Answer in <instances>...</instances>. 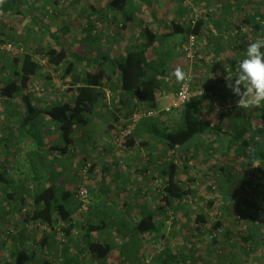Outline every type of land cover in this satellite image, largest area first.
<instances>
[{
    "label": "crops",
    "instance_id": "obj_1",
    "mask_svg": "<svg viewBox=\"0 0 264 264\" xmlns=\"http://www.w3.org/2000/svg\"><path fill=\"white\" fill-rule=\"evenodd\" d=\"M60 4L64 6L57 9ZM193 8L201 10L195 59L182 52L187 35L172 66L196 74L195 90L214 92L232 104L238 97L226 86L227 72L232 75L248 44L264 36V0H0V38L21 44L23 54L40 64L38 73L21 88L23 55L0 54V171L8 179L0 183V264H12L20 251L35 253L30 264H53L58 256L63 264H143L150 255L151 264L262 263L264 217L256 215L252 223L248 212H257L264 188L253 192L252 204L242 197L244 187L250 185L253 162L264 173V133L251 129L246 134L252 140L249 147L232 143L230 134L237 123L262 126L264 107L217 113L206 93L198 97L213 114L215 126L222 120L221 129L208 130L181 149L170 150L163 134L184 125L181 107L141 121L131 137L134 145H128L130 139L123 145L117 141L136 107L150 109L135 93L122 90L118 62L131 51L146 49L145 30H151L157 38L147 53L153 63L148 75L157 78L155 109L171 106L183 76L160 75L156 69H164L161 49L177 33V25L186 28L181 20ZM51 48L68 52V61L50 67L46 53ZM89 75L100 81L91 87L99 96L80 106L71 143L46 114L25 122L30 106L43 111L65 104L74 107ZM13 82L21 90L3 96V89ZM181 151L185 155L180 156ZM87 163L92 167L85 174ZM172 163L178 184L193 202L189 206L164 201L163 173ZM85 181L90 210L84 221L75 223L65 243H59L51 229L42 235L25 229L26 219L38 208L36 196L44 188H53L57 204L77 214L73 199ZM223 205L228 210L218 222L223 235L213 243L211 211H221ZM237 211L249 217L251 254L241 251L234 224H239L234 218ZM147 217L156 226L140 231L138 225ZM171 222L172 228L166 226ZM255 234H262L258 242L251 240ZM159 237L165 247L157 254ZM89 242L107 248V256L102 257V251L92 255Z\"/></svg>",
    "mask_w": 264,
    "mask_h": 264
},
{
    "label": "trees",
    "instance_id": "obj_2",
    "mask_svg": "<svg viewBox=\"0 0 264 264\" xmlns=\"http://www.w3.org/2000/svg\"><path fill=\"white\" fill-rule=\"evenodd\" d=\"M201 22L197 24L195 28L191 27H180L177 25V33H185L186 35L199 34ZM145 36L147 39L146 49L140 51H131L127 54L126 58L122 61H119L117 64L118 71L121 77V88L124 92L135 93L139 102L146 104L150 109H155L157 107V96L156 92L158 89L157 78L149 77V73L153 68V63L148 58L147 53L150 48L154 46L157 41L156 35L152 33L151 30H145ZM22 64H21V88L26 87L28 82L32 77H34L40 70V64L34 62L31 58V55L22 54ZM69 53L64 49L51 48L46 53L47 64L50 67H56L60 64H65L69 59ZM180 70L181 76H185L189 73L188 68L182 70V68L172 67L168 70H157V73L160 75L168 77H177L176 71ZM91 75L87 76L83 80V86L79 89V94L76 99V104L74 107L69 104L63 106H55L51 110H40L34 109L30 105L29 112L31 113L28 117L25 118V122H28L30 119L40 115L46 114L48 117L52 118L56 123L59 124L62 136L67 143L72 142L73 126L74 119L80 111L81 105L91 104L92 101L98 97V93L92 90V86H99L100 81ZM20 87L16 85L15 82L7 85L3 91L2 95L7 97H12L15 93L20 91ZM204 105L201 99L198 97L193 98L188 102L182 110L184 112V126L176 131H168L163 134V139L166 142V145L170 150L176 151L182 147L188 145L192 142L197 136L204 134L208 130H219L221 129V122L218 126L213 124L214 118L213 114L210 111L205 110ZM262 113V112H261ZM262 126L256 128L253 127L252 122L248 124V127L243 124L237 123L235 126V132L231 133V141L234 144H244L246 147L252 144L251 138H246V134L254 129L255 134L264 133V113L260 119ZM252 125V126H251ZM233 128V126H232ZM128 145H134L133 139L129 138ZM237 142V143H235ZM186 152L181 151L180 156L185 155ZM264 156V155H263ZM176 165L174 163L168 165L167 169L164 171L163 175L166 176V198L165 203L171 204L173 200L181 202L184 197H186L189 192L184 190L176 180ZM262 174L263 171H261ZM7 176L4 172L0 171V183L7 182ZM38 208L34 213L30 215L26 222L28 224H33L36 221H41L45 225L49 226L50 229L54 232V226L57 222H62L64 224V233L66 235V241L68 240V235H71L72 229L80 219H82L79 214L72 213L66 206L57 204L56 193L53 188H44L36 196L35 199ZM42 204V206H40ZM205 221V218H201ZM207 224V223H205ZM156 224L153 222V218L147 217L144 218L138 225L140 231H151L155 228ZM219 227L218 223L214 224L213 230H217ZM262 229H264V222L260 224ZM212 231H210L211 234ZM9 235V234H8ZM260 235H254L251 240L258 242L260 240ZM218 238H214L212 241L218 242ZM65 241V242H66ZM256 246V245H255ZM88 251L96 257L99 251H102L100 254L102 257H106L108 254L107 248H102L99 244L94 242H89L87 245ZM253 250V247H251ZM35 253H28L25 251L17 252L14 256V262L12 264H30L34 259Z\"/></svg>",
    "mask_w": 264,
    "mask_h": 264
},
{
    "label": "built area",
    "instance_id": "obj_3",
    "mask_svg": "<svg viewBox=\"0 0 264 264\" xmlns=\"http://www.w3.org/2000/svg\"><path fill=\"white\" fill-rule=\"evenodd\" d=\"M201 18V10L200 8H193L191 13L188 16H184L181 20V23L186 27L195 28L199 23ZM196 45H197V35L190 34L188 36V41L183 44L182 50L184 51L186 57L191 61L195 59L196 53ZM23 54L24 47L21 44H16L11 41H4L0 38V54ZM196 83V74L194 72H190L187 75L183 76L178 89L175 94L174 103L165 108L164 110L158 109H143L141 107H136L133 110L129 122L126 127L120 131V134L117 138V141L120 145H123L127 139L131 138L134 135L135 129L137 125L146 119H151L155 117H159L164 113L170 112L173 108H181L184 107L188 102H190L193 98L198 97L199 95L209 94L212 98L215 106V110L217 113L230 112L234 108L237 107V101L232 104H227L224 102L218 94L214 92H206L205 90H195ZM92 167L91 163H87L83 169V172L86 174L90 171ZM249 181L250 186L248 190H244L245 196L244 199L246 202L251 203L253 201V192L256 191L259 187L264 188V174L261 173L260 165L257 162H253V169L249 171ZM247 189V188H245ZM73 203L75 204V209L77 214L82 216V221H84L85 216L88 214L90 210V190L88 187V183L85 181L77 190L74 195ZM258 215L264 217V200L258 206ZM241 219L240 216L237 217V222ZM25 229L33 232V230L39 231V235L47 232L50 227L42 223L41 221H36L33 224H25ZM64 224L62 222H57L54 226V232L57 236V240L61 243H65L66 235L64 233ZM221 230L218 228L214 232H211L210 238L213 240L214 238H218L221 235ZM8 234L3 236L7 237ZM53 264H63V259L61 256H58ZM143 264H151L149 259L144 260Z\"/></svg>",
    "mask_w": 264,
    "mask_h": 264
},
{
    "label": "clouds",
    "instance_id": "obj_4",
    "mask_svg": "<svg viewBox=\"0 0 264 264\" xmlns=\"http://www.w3.org/2000/svg\"><path fill=\"white\" fill-rule=\"evenodd\" d=\"M176 75L181 76L179 69ZM226 86L238 97V108L264 107V36L248 44L233 74L227 72Z\"/></svg>",
    "mask_w": 264,
    "mask_h": 264
},
{
    "label": "rangeland",
    "instance_id": "obj_5",
    "mask_svg": "<svg viewBox=\"0 0 264 264\" xmlns=\"http://www.w3.org/2000/svg\"><path fill=\"white\" fill-rule=\"evenodd\" d=\"M63 3V2H62ZM64 5H58L57 6V9L60 7H63ZM189 36V35H188ZM186 37H187V35L185 34V33H176V34H174V36L171 38V40H169V41H167L166 42V44L163 46V48L161 49L163 52H164V54L161 56V59H160V62H161V64H164L163 66H162V68H164L165 70H168V69H170L171 67H173L172 66V59H174V58H177V56H178V54H182L181 53V43L183 42V41H185L186 40ZM186 43V42H185ZM174 46H175V48H174ZM183 46V45H182ZM25 49V48H24ZM25 52V51H24ZM183 53H184V51H182ZM185 54V53H184ZM13 55H17V54H13ZM185 59L183 58V59H180V63L182 62V61H184ZM174 65V64H173ZM184 124V123H183ZM184 125H182V126H180L179 127V129L181 128V127H183ZM259 164V163H258ZM260 165V164H259ZM260 170H261V168H260ZM250 186V185H249ZM249 186H245L244 187V190H248V189H250L249 188ZM241 186H239V188H240ZM245 188H247V189H245ZM165 190V189H164ZM244 196H245V193L243 194V197H242V199L245 201V199H244ZM252 197H253V200H254V194L252 195ZM263 200L264 199H262L261 201H260V204L263 202ZM191 201V200H190ZM190 201H188V198H186V197H184V199L182 200V203L184 204V205H186V206H189L190 204H192ZM254 202V201H253ZM253 202H251V203H249V204H252ZM248 203V202H247ZM259 204V205H260ZM258 205V206H259ZM222 207H224V208H221V211H219L220 210V208H218V209H215V210H213V211H211V213H212V217H210L211 218V220L209 221V223L211 224V228H210V231H212V232H214L215 230H213L212 228H214V224L215 223H218L220 220H224L223 219V217L226 215V211H228V210H226V205H223ZM248 208V207H247ZM219 211V212H218ZM215 212H218V214L216 215V213ZM220 212H223V214H222V217L221 216H219V214H220ZM228 213V212H227ZM258 213V207H257V212H253V211H251V212H248V216L249 217H251L252 218V223H255V219H256V215H258L257 214ZM246 215V212H244V214L243 213H240V212H235V221L237 222V217L238 216H240L241 217V219L239 220V222H237V223H239V224H236V223H234L235 224V226H237L239 229V238H240V242L242 243L241 244V251H242V253H243V251L244 252H246V253H250L251 254V244H249L248 243V240L250 239V237H249V234H248V225H249V221H248V219H249V217L248 216H245ZM171 220V219H170ZM173 224H174V222H171L170 224H167L166 226H168L169 228H172L173 227ZM208 230V229H207ZM223 233V232H222ZM221 233V237H222V234ZM201 234V233H200ZM209 236V235H208ZM219 236V237H220ZM209 238H210V236H209ZM210 240H211V238H210ZM59 243H61V242H59ZM155 247H156V249H155V251H157L156 253L158 254V253H160L162 250H163V247H165V242H164V240H162L161 239V237H159V238H157L156 240H155ZM264 249V248H263ZM263 249H261L260 251H261V253H259L260 255H262V258H261V260L260 261H262V263L261 264H263L264 263V253L262 252L263 251ZM156 254V255H157ZM154 257H155V255H154ZM148 259L150 260V262H152V260L154 259L153 258V255H150V256H148ZM250 264V263H249Z\"/></svg>",
    "mask_w": 264,
    "mask_h": 264
}]
</instances>
